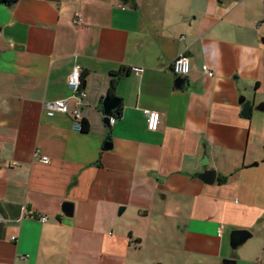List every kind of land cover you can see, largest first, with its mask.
Returning a JSON list of instances; mask_svg holds the SVG:
<instances>
[{
  "label": "crops",
  "instance_id": "crops-1",
  "mask_svg": "<svg viewBox=\"0 0 264 264\" xmlns=\"http://www.w3.org/2000/svg\"><path fill=\"white\" fill-rule=\"evenodd\" d=\"M135 2L0 3V264H264V0ZM112 74L122 112L108 123ZM60 98L86 130L47 115ZM238 229L251 237L232 249Z\"/></svg>",
  "mask_w": 264,
  "mask_h": 264
},
{
  "label": "built area",
  "instance_id": "built-area-1",
  "mask_svg": "<svg viewBox=\"0 0 264 264\" xmlns=\"http://www.w3.org/2000/svg\"><path fill=\"white\" fill-rule=\"evenodd\" d=\"M81 1V0H76ZM73 22L78 25H84L82 15L79 11H75L73 15ZM171 71L175 75L185 76L190 71V59L187 55L181 54L176 57L171 63ZM203 72L208 75H213L212 70L204 63L201 66ZM132 71L135 73H142L143 67L134 66L132 67ZM81 67L79 65H75L68 76V86L73 91V97H75L76 101L82 102L83 98L86 96V93L81 89ZM46 113L49 116L54 115L55 113L69 114L73 120V128L77 131H80L82 128V120L83 114L79 107L74 106L71 107L69 100L67 98L55 99L53 101L45 103ZM144 114L146 117V125L149 130H156L159 124V113L157 111L145 109ZM114 117H109V123L114 121ZM36 154L39 155V159L43 163L49 162V157L45 155H40L39 151L36 150ZM42 221H46V216H40ZM1 220V219H0ZM222 227L218 229V235H221ZM14 239V237H13Z\"/></svg>",
  "mask_w": 264,
  "mask_h": 264
},
{
  "label": "water",
  "instance_id": "water-1",
  "mask_svg": "<svg viewBox=\"0 0 264 264\" xmlns=\"http://www.w3.org/2000/svg\"><path fill=\"white\" fill-rule=\"evenodd\" d=\"M125 3L129 4V5H135L136 2L135 0H123ZM185 83V78L184 76L181 75H177V85L179 87H182L183 84ZM117 99L115 98H110V97H102L100 102L103 104L104 107V112H105V120L108 121L109 123V113L111 112V110L116 106L117 104ZM253 99H248L245 96H242L240 98V103L242 105V116L245 118H248L252 112V109L254 108L253 106ZM255 108L259 111H263L264 112V102L259 103L258 105L255 106ZM106 146H108L106 144ZM264 162V159L262 160ZM203 163H207V157L205 156L203 158ZM200 177L207 183H213L216 177V171L215 169H207L205 170ZM63 209L64 212L68 215H70L72 213V209H73V205L71 202H64L63 203ZM122 210V208L120 209V211ZM251 237V233L248 230H244V229H238V230H233L230 234V246L232 249H236L238 246L242 245L243 243L246 242V240L248 238ZM225 262L227 263H234V260L232 259H225Z\"/></svg>",
  "mask_w": 264,
  "mask_h": 264
},
{
  "label": "trees",
  "instance_id": "trees-1",
  "mask_svg": "<svg viewBox=\"0 0 264 264\" xmlns=\"http://www.w3.org/2000/svg\"><path fill=\"white\" fill-rule=\"evenodd\" d=\"M16 0H0V3L3 4H13ZM111 80H110V84H109V89H108V93H107V97L110 98H115V99H119L116 96V83H117V78L119 75H111ZM122 112V104L119 103L117 104V106L109 113V116H113L114 118H117L121 115ZM88 128V122L86 120H82V128L81 130H86Z\"/></svg>",
  "mask_w": 264,
  "mask_h": 264
}]
</instances>
